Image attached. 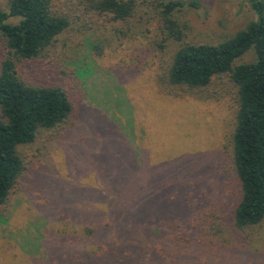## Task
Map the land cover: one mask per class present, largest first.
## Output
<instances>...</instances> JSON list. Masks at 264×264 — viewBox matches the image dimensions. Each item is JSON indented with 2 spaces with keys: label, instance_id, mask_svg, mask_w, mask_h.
<instances>
[{
  "label": "rangeland",
  "instance_id": "rangeland-1",
  "mask_svg": "<svg viewBox=\"0 0 264 264\" xmlns=\"http://www.w3.org/2000/svg\"><path fill=\"white\" fill-rule=\"evenodd\" d=\"M196 1L197 7L177 14L186 24L185 41L221 40L252 17L246 0ZM146 21L145 16L134 27L116 22L95 29L72 23L44 51L37 70L23 67L22 77L33 85L69 90L78 112L63 138L38 135L19 147L28 168L23 189L10 195V240H0L7 246L0 264H85L77 252L75 259L61 255L55 239L77 244L82 254L96 251L100 235L85 233L86 217L111 218L105 241L129 244L145 238L149 229L142 225L154 228L171 217L188 223L199 193L215 199L221 188L236 191L227 145L234 127L230 87L211 86L216 99L167 93L157 75L179 44L153 52L147 36L154 26ZM242 58L252 62L254 52ZM220 228L218 236L226 239L228 229ZM246 239L259 252L253 264H264V223L252 226Z\"/></svg>",
  "mask_w": 264,
  "mask_h": 264
},
{
  "label": "trees",
  "instance_id": "trees-1",
  "mask_svg": "<svg viewBox=\"0 0 264 264\" xmlns=\"http://www.w3.org/2000/svg\"><path fill=\"white\" fill-rule=\"evenodd\" d=\"M246 1L252 17L242 29L213 42H189L184 39L186 24L177 14L187 6L197 7L196 0H0V240H10V195L23 189L28 168L19 147L33 143L38 135L44 140L63 138L78 112L69 90L35 86L22 77L23 67L37 70L44 51L72 23L134 27L146 16L154 26L147 36L153 52H165L170 42L179 44L157 75L167 93L216 99L211 86L230 87L234 127L227 145L232 146L231 174L237 189L233 193L221 188L215 199L199 193L188 223L171 217L154 228L142 225L149 229L145 236L133 226L132 232L145 238H132L129 244L105 241L111 218L86 217L85 233L100 235L96 251L82 254L77 244L62 245L55 239L56 246L63 248L61 255L77 252L85 264H253L259 252L249 248L247 231L264 223V0ZM250 50L255 58L245 62L242 57ZM219 224L228 229L226 239L218 236L223 232ZM35 240L38 243L37 236ZM6 248L0 244V253Z\"/></svg>",
  "mask_w": 264,
  "mask_h": 264
}]
</instances>
